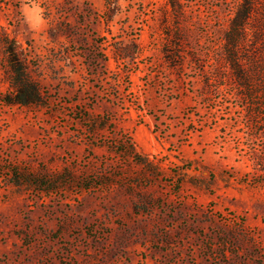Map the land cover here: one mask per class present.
Masks as SVG:
<instances>
[{
  "label": "rangeland",
  "instance_id": "obj_1",
  "mask_svg": "<svg viewBox=\"0 0 264 264\" xmlns=\"http://www.w3.org/2000/svg\"><path fill=\"white\" fill-rule=\"evenodd\" d=\"M240 1L0 0V264H264V82L244 98L224 53ZM3 39L43 103L1 101Z\"/></svg>",
  "mask_w": 264,
  "mask_h": 264
},
{
  "label": "trees",
  "instance_id": "obj_2",
  "mask_svg": "<svg viewBox=\"0 0 264 264\" xmlns=\"http://www.w3.org/2000/svg\"><path fill=\"white\" fill-rule=\"evenodd\" d=\"M263 8L258 0H241L224 34L225 59L240 89L243 92L246 90L249 92V95L243 93V97L246 99H251L255 92L251 87L255 80L260 79V81L264 82V57L262 56V61L260 60L258 63L257 59L242 58L240 54L249 31L258 27H254L252 23L258 14L263 13L261 11ZM262 26L263 24L258 27L259 30L263 28ZM261 40L264 42V36ZM1 42L7 45V40L3 39ZM4 51L10 72L11 91L4 95L1 101L5 105L20 106H32L43 103L41 89L30 76L25 60L20 57L11 43L5 46ZM262 54L264 55V49ZM253 60V65H248Z\"/></svg>",
  "mask_w": 264,
  "mask_h": 264
}]
</instances>
